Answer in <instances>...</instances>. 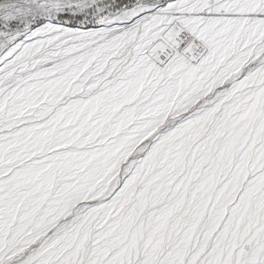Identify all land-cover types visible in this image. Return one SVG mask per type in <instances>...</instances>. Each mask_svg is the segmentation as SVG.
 Masks as SVG:
<instances>
[{"label": "snow or ice", "instance_id": "snow-or-ice-1", "mask_svg": "<svg viewBox=\"0 0 264 264\" xmlns=\"http://www.w3.org/2000/svg\"><path fill=\"white\" fill-rule=\"evenodd\" d=\"M0 264H264V0H0Z\"/></svg>", "mask_w": 264, "mask_h": 264}]
</instances>
